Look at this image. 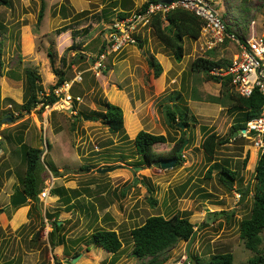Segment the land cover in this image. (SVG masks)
Here are the masks:
<instances>
[{"label":"rangeland","instance_id":"374dc122","mask_svg":"<svg viewBox=\"0 0 264 264\" xmlns=\"http://www.w3.org/2000/svg\"><path fill=\"white\" fill-rule=\"evenodd\" d=\"M110 1L8 0L7 5L0 4V264H65L77 255L71 264H144L148 258L132 254L130 230L148 216L174 214L186 216L197 233L188 252V241L164 251L162 264H208L209 256L218 251H230L233 264H249L254 252L244 247L238 225L251 208L259 154L247 138L230 135L239 113L220 83L192 68L199 57L230 59L234 43L209 53L200 37H184V55L177 62L152 29L142 27L134 34L137 42L109 55L103 73L95 77L89 67L108 24L101 12L112 7ZM133 2L135 6L142 0ZM216 3L232 30L240 33L245 24L246 36L254 33L264 39V0ZM64 25L68 29L58 33ZM48 53L54 57L53 67L64 70L67 79L80 73L81 82L74 85L77 93H71L82 100L73 101L74 112L39 111L40 105L30 112L22 109L26 69L39 74L46 93L57 80ZM78 53L81 56L74 59ZM152 56L162 67L158 77L149 62ZM217 96L219 100L214 99ZM103 101L123 108L121 132L111 133L100 120L84 118L89 110L102 111ZM167 107L186 112L188 125L179 121L176 127L169 126ZM140 130L167 137L166 142L153 145L157 152L169 151L184 138L182 160L170 168L137 164L141 158L132 140ZM211 132L229 139L209 159L201 142ZM22 144L42 150L41 188L52 181L53 187L48 198L41 199L38 193L36 200L11 206L16 190L22 191ZM221 166L237 173L231 188L220 179ZM98 168L108 170L98 173ZM247 186L249 193L237 196ZM218 210L225 213L214 214ZM55 221L61 226L53 232L59 242L52 246L49 232ZM45 229L47 235L41 233ZM98 229L114 230L121 240L119 250L113 253L88 243ZM260 248L264 250V240Z\"/></svg>","mask_w":264,"mask_h":264},{"label":"trees","instance_id":"16d2710c","mask_svg":"<svg viewBox=\"0 0 264 264\" xmlns=\"http://www.w3.org/2000/svg\"><path fill=\"white\" fill-rule=\"evenodd\" d=\"M121 4L125 6L127 0H120ZM151 0H146L143 5L147 4ZM112 7L103 9L102 16L106 19L111 16L113 7L117 4V0L110 1ZM0 4H8V0H0ZM43 5L38 14V21L43 16ZM123 8V7H122ZM124 9V10H123ZM116 12L117 18L126 16L125 8ZM99 17H97V20ZM203 20L195 15L193 12L184 9L182 7H175L168 11L163 19L159 14L153 16L150 28L154 32L157 39L164 45V47L170 52V55L177 61H181L184 55L183 38L189 37L197 39L200 36L201 26ZM68 29L67 25L61 26L58 33H61ZM227 30L233 32L240 40L246 39V26L241 25V32L238 33L227 26ZM228 43L225 41V44ZM71 44L69 47L75 48ZM214 49L208 50L212 53ZM49 62L52 71L57 75L56 82L49 87V91L46 93L43 91V87L40 82V76L32 69H26V89L25 99L22 103V109L26 112H30L33 108L40 104L39 111H41L45 105L51 104L56 100V96L53 94L52 89L61 84L67 78L65 77L64 70H58L53 67L54 57L52 53H48ZM81 56L79 53L75 55ZM229 59L219 58L216 60L209 58H196L192 62V68L196 71H203L207 80H212L220 83L221 87L226 93V97L230 100L232 105L236 106V111L239 113L238 118L231 124L230 135L234 137V132H238L240 128L245 127L246 122L252 117L258 115L261 112L264 105V95L255 89L248 97L240 96L236 92H231V83L228 77H217L211 74L209 71L217 65H226ZM150 65L153 68L154 76L158 77L162 71L161 64L155 57L149 59ZM73 63V61L71 62ZM73 84L71 92L75 91ZM80 93V91H78ZM215 100H219V97H214ZM102 111L89 110L83 114L84 118L97 121L100 120L107 126V129L111 133H119L123 130L124 111L120 106L108 101L102 102ZM166 120L169 126H175L181 121L183 124L188 125L187 113L181 112L177 108L167 107L165 111ZM78 118V115H75ZM229 138H219L216 133H208L201 142V147L206 156L211 159L219 145L228 142ZM167 141V137L163 134H155L145 130L137 132L132 142L136 154L141 158L137 164L142 165H157L160 166V160L162 159H176V161L182 160L181 157V144L184 138L176 141L173 147L167 152H157L153 149V145L157 143H164ZM21 149L23 151V161L25 163V173L22 177V191L31 200H36L39 191L42 186V173L39 172L40 156L42 150L38 147H32L27 144H22ZM252 160V157L250 158ZM246 162V158L243 163ZM43 167V166H42ZM220 179L225 183L227 188H231L233 180L236 178V171L234 169L221 166ZM254 186L252 188V203L249 213L244 216L238 225L239 237L243 242L246 249L254 252V255L248 259L249 264H264V250L260 248L262 241L264 240V154H259L254 167ZM251 189L249 186L239 191L240 196H245ZM155 203L154 200L151 201ZM225 213L222 210L214 211V214ZM227 214H231L228 212ZM61 226L58 221L54 222V228L49 232L51 237L50 244L55 246L59 241L54 240L53 232L57 231ZM195 224L191 223L186 216H180L174 214L170 217H164L162 215L148 216L145 221L133 227L130 230V235L133 241L132 254L138 258H148L144 264H162L163 259L160 255L172 248L179 241H188L193 233ZM263 233V234H262ZM35 235V234H34ZM33 235V238L35 236ZM37 238V237H36ZM88 243L94 244L104 248L109 252H116L121 247V240L117 233L110 229H98L92 232ZM197 259V258H196ZM56 264H60L59 261ZM208 264H233V254L230 251L214 252L209 256Z\"/></svg>","mask_w":264,"mask_h":264},{"label":"built area","instance_id":"2783aa9c","mask_svg":"<svg viewBox=\"0 0 264 264\" xmlns=\"http://www.w3.org/2000/svg\"><path fill=\"white\" fill-rule=\"evenodd\" d=\"M175 7L187 9L203 20L199 37L206 49H214L225 44V41L234 43L236 50L232 57L226 65L214 66L209 71L211 74L228 77L234 91L240 96L248 97L255 89L264 95V39L251 33L245 40H240L233 32L228 31L216 0H151L124 17H115L103 28L99 50L91 59L89 70L98 77L103 73L109 55L119 53L126 46L136 43L134 34L139 28L150 27L153 16L157 14L165 19L166 13ZM254 22L252 21L253 25ZM81 79L78 73L72 79H66L55 86L52 92L56 100L44 108L74 112L73 101L81 102L82 99L79 95L74 96L71 88L74 83H80ZM243 128L244 131L240 128L238 134L247 138L258 154H264V105L261 112L249 119ZM52 187L53 181L51 185L42 187L39 191L40 198H48ZM237 196L240 194L237 193ZM41 233L47 235L48 230Z\"/></svg>","mask_w":264,"mask_h":264},{"label":"water","instance_id":"95a60500","mask_svg":"<svg viewBox=\"0 0 264 264\" xmlns=\"http://www.w3.org/2000/svg\"><path fill=\"white\" fill-rule=\"evenodd\" d=\"M163 2H171L172 0H162ZM181 125V124H179ZM241 131H244V128H241ZM238 132H234V136L237 134ZM176 159H162L160 160V166L162 168H170L173 166V164L175 163ZM135 168H140V167H135ZM108 170V168H98L97 172L98 173H103L106 172ZM28 200L27 196L25 195V193L23 191L20 190H16L13 198L11 199V201L9 202L8 205L11 206H16V205H21L23 203H25ZM197 231L194 230L193 233L191 234L189 240H188V244H187V252L189 250V246L191 244V242L194 239V236L196 235ZM39 234V232L37 231L35 233V237H37ZM79 257V255L74 256L71 260L65 261V264H71L72 262H74L77 258Z\"/></svg>","mask_w":264,"mask_h":264},{"label":"crops","instance_id":"0c3cea01","mask_svg":"<svg viewBox=\"0 0 264 264\" xmlns=\"http://www.w3.org/2000/svg\"><path fill=\"white\" fill-rule=\"evenodd\" d=\"M146 0H142V2H140L139 4H135V6H134V3L135 2H133V0H127V2H125V6H123L122 4H121V1L120 0H117V4L118 5H116L115 7H113L111 10H113V13H111V16L110 17H108L107 18V23L109 24L115 17H117L116 16V12L117 11H119V10H122L123 8H125V11H127L126 12V15L127 14H129L130 12H132V11H134V10H136V9H138L139 7H141L143 4H144V2H145ZM123 7V8H122ZM134 7V9H132ZM124 10V9H123ZM103 17V16H102ZM104 19H106L105 17H103ZM107 24V25H108ZM106 26V25H105ZM65 32V31H64ZM101 43V42H100ZM28 198V197H27ZM29 199V198H28Z\"/></svg>","mask_w":264,"mask_h":264}]
</instances>
